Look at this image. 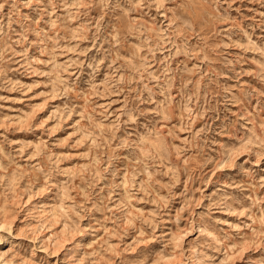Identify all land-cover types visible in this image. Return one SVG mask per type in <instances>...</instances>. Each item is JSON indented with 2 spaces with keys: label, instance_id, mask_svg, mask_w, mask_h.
Masks as SVG:
<instances>
[{
  "label": "rangeland",
  "instance_id": "obj_1",
  "mask_svg": "<svg viewBox=\"0 0 264 264\" xmlns=\"http://www.w3.org/2000/svg\"><path fill=\"white\" fill-rule=\"evenodd\" d=\"M0 264H264V0H0Z\"/></svg>",
  "mask_w": 264,
  "mask_h": 264
}]
</instances>
